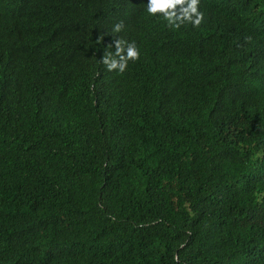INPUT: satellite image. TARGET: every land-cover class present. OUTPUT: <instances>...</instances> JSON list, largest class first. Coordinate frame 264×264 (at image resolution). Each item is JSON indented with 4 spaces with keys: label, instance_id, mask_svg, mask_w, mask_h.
<instances>
[{
    "label": "trees",
    "instance_id": "trees-1",
    "mask_svg": "<svg viewBox=\"0 0 264 264\" xmlns=\"http://www.w3.org/2000/svg\"><path fill=\"white\" fill-rule=\"evenodd\" d=\"M146 1L0 0V264H264V0Z\"/></svg>",
    "mask_w": 264,
    "mask_h": 264
},
{
    "label": "clouds",
    "instance_id": "clouds-1",
    "mask_svg": "<svg viewBox=\"0 0 264 264\" xmlns=\"http://www.w3.org/2000/svg\"><path fill=\"white\" fill-rule=\"evenodd\" d=\"M199 6L200 0H147L145 2L146 11L151 19L153 17L159 19L173 29H179L185 23L199 27L204 20V13L199 10ZM123 27L122 23H117L113 33H119ZM246 39L250 40L251 37ZM115 48L114 53L106 52L101 61L108 71L123 73L129 61H137L140 58L135 42L127 43L123 39H116Z\"/></svg>",
    "mask_w": 264,
    "mask_h": 264
}]
</instances>
